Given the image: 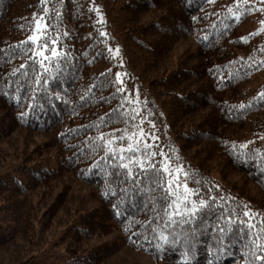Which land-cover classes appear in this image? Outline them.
<instances>
[{
  "label": "trees",
  "instance_id": "obj_1",
  "mask_svg": "<svg viewBox=\"0 0 264 264\" xmlns=\"http://www.w3.org/2000/svg\"><path fill=\"white\" fill-rule=\"evenodd\" d=\"M255 9L0 0V144L20 128L50 134L0 168V255L19 237L46 241L71 174L96 204L74 208L51 242L61 257L45 264H101L123 248L163 263L264 264V146L248 145L264 133Z\"/></svg>",
  "mask_w": 264,
  "mask_h": 264
},
{
  "label": "rangeland",
  "instance_id": "obj_2",
  "mask_svg": "<svg viewBox=\"0 0 264 264\" xmlns=\"http://www.w3.org/2000/svg\"><path fill=\"white\" fill-rule=\"evenodd\" d=\"M255 4V10L257 13H263L262 17L264 18V0H250ZM264 27V19L263 25ZM194 46L193 40L191 38L184 39L180 41L175 50L177 52L186 50ZM47 49V44L42 42L41 46L38 47V54L45 56ZM264 95V78L256 83L254 89L251 92V97H257ZM151 126L147 123L143 124V132L148 135L149 140L152 136ZM50 137L49 133H38L32 132L26 129L16 130L8 139L0 144V151L2 157L0 158V168L5 164L14 162L18 157L28 154V152L36 146L39 142L47 140ZM244 146L246 144H243ZM251 146H264V133L257 136L252 142L248 143ZM167 167V165H166ZM165 169H168L165 168ZM64 183H70L71 189L68 194V198L65 204L57 211L55 216L52 219L50 228L46 232V241L37 240L34 246L28 244L26 238L19 237L14 245H11L7 250H5L0 255V264H18L20 261L27 259L30 256H33L39 251L48 252L49 255L36 256L33 262L34 264H45L49 262L52 258L61 257V250L56 245H53L51 242L53 240V235L66 225L70 219L71 215L74 212V208L78 207L81 210L86 211L89 208L95 206V202L89 196V187L83 183H80L74 179L71 174H66L60 180L56 189L62 187ZM184 188L185 194L181 196L180 201L185 200L186 203L192 204L193 200L191 199L192 192ZM182 193V189H181ZM51 200V198H50ZM48 200H43V203L40 205L39 209L47 203ZM34 240V238H32ZM109 239V238H107ZM48 240L50 243L48 244ZM53 245V246H51ZM37 249V250H35ZM29 263V264H31ZM58 264H61V260L57 261ZM54 264V263H52ZM101 264H175V263H163L161 261L153 260L149 255L134 251L130 248H123L119 252L113 254L112 256L106 258Z\"/></svg>",
  "mask_w": 264,
  "mask_h": 264
}]
</instances>
